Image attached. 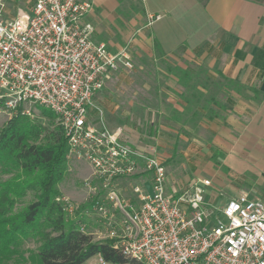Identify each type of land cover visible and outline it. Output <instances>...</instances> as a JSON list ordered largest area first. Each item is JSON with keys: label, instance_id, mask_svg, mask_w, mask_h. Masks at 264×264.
I'll list each match as a JSON object with an SVG mask.
<instances>
[{"label": "built area", "instance_id": "obj_1", "mask_svg": "<svg viewBox=\"0 0 264 264\" xmlns=\"http://www.w3.org/2000/svg\"><path fill=\"white\" fill-rule=\"evenodd\" d=\"M31 2L30 11L14 19L0 13V117L12 119L18 108L31 118L37 108L55 115L71 157L93 169L86 215L104 226L98 241H111L140 264H264L261 200L241 193L225 205L221 222L198 183L169 194L157 147L131 145L121 130L107 125L96 96L112 74L132 71L134 60L129 45L112 52L94 40L95 28L87 20L92 2ZM161 19L149 15L147 26ZM62 201L69 217L80 214L79 207ZM82 232L95 240L85 221Z\"/></svg>", "mask_w": 264, "mask_h": 264}, {"label": "crops", "instance_id": "obj_2", "mask_svg": "<svg viewBox=\"0 0 264 264\" xmlns=\"http://www.w3.org/2000/svg\"><path fill=\"white\" fill-rule=\"evenodd\" d=\"M89 1L93 10L87 20L95 28L93 38L110 51L129 45L133 60L161 57L182 70L204 67L215 83L239 85L238 90L221 86L216 94L220 107L210 106L221 116L204 125L218 127L215 139L226 177H234L235 197L246 193L264 203V0H139L144 23H138L136 15L125 26L120 7L132 0ZM149 15L162 19L148 27ZM113 34L123 36L124 43H116ZM175 80V110L182 112L186 89L179 76ZM94 233L99 240L104 232ZM84 264L106 263L96 255Z\"/></svg>", "mask_w": 264, "mask_h": 264}, {"label": "rangeland", "instance_id": "obj_3", "mask_svg": "<svg viewBox=\"0 0 264 264\" xmlns=\"http://www.w3.org/2000/svg\"><path fill=\"white\" fill-rule=\"evenodd\" d=\"M31 7V0H0V13L6 19L26 14ZM120 11V21L124 26L136 15L140 19L138 23H144L141 18V1H126L121 5ZM113 35L116 43H124L123 36ZM179 69L161 57H138L134 60L132 71L117 72L108 78L105 88L96 97L95 104L102 108L107 125L112 130H121L122 138L127 143L139 148L157 147L167 167V189L170 195L185 193L198 183L205 190V201L209 210L219 221L225 222L222 210L227 200L236 195L234 177H226L227 171L222 166L219 142L215 139L218 134L217 126L210 123L204 125L202 122L194 130L187 118L183 119V123L172 120L178 101V84L175 77L179 75ZM44 112L37 108L34 118H29L51 131L58 129L56 117L53 119ZM9 120L0 117V133ZM9 177L3 175L0 169L1 181ZM92 178V167L85 161L71 157L68 148L66 174L58 185L59 198L67 199L80 208L79 216L87 223L90 232H95V229L104 232V226L96 217L86 215L92 202V195L86 183ZM206 180L211 182L210 186L203 185ZM35 197L34 192H29L18 203L17 209L33 202ZM38 246L35 241L29 240L22 246V254L28 257L31 251H37ZM9 264L28 263L18 257Z\"/></svg>", "mask_w": 264, "mask_h": 264}, {"label": "trees", "instance_id": "obj_4", "mask_svg": "<svg viewBox=\"0 0 264 264\" xmlns=\"http://www.w3.org/2000/svg\"><path fill=\"white\" fill-rule=\"evenodd\" d=\"M179 71L185 106L182 112L173 111L172 120L183 123L187 118L194 130L220 118L213 107H220L216 94L221 86L239 89L232 81L215 83L204 67ZM42 110L54 119L52 112ZM67 152L68 142L59 128L49 130L23 115L21 108L1 131L0 169L10 177L0 180V264L18 257L28 264H84L96 255L106 264H140L114 249L111 241H95L82 232L79 214L69 217L58 190L66 174ZM29 192L36 194L35 200L17 209ZM29 240L39 246L25 257L21 248Z\"/></svg>", "mask_w": 264, "mask_h": 264}, {"label": "water", "instance_id": "obj_5", "mask_svg": "<svg viewBox=\"0 0 264 264\" xmlns=\"http://www.w3.org/2000/svg\"><path fill=\"white\" fill-rule=\"evenodd\" d=\"M145 188L147 189L149 195L153 198L154 197V191H153V187L149 181L145 182Z\"/></svg>", "mask_w": 264, "mask_h": 264}]
</instances>
